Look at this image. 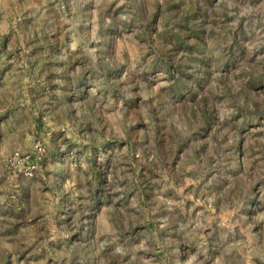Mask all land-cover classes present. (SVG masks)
Returning <instances> with one entry per match:
<instances>
[{
    "label": "rangeland",
    "instance_id": "rangeland-1",
    "mask_svg": "<svg viewBox=\"0 0 264 264\" xmlns=\"http://www.w3.org/2000/svg\"><path fill=\"white\" fill-rule=\"evenodd\" d=\"M0 264H264V0H0Z\"/></svg>",
    "mask_w": 264,
    "mask_h": 264
}]
</instances>
